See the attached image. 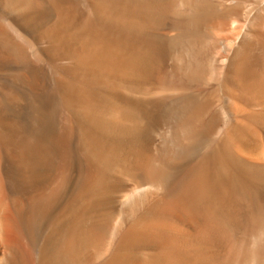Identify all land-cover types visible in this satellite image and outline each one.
Segmentation results:
<instances>
[{
  "label": "bare ground",
  "instance_id": "6f19581e",
  "mask_svg": "<svg viewBox=\"0 0 264 264\" xmlns=\"http://www.w3.org/2000/svg\"><path fill=\"white\" fill-rule=\"evenodd\" d=\"M0 264H264V0H0Z\"/></svg>",
  "mask_w": 264,
  "mask_h": 264
}]
</instances>
